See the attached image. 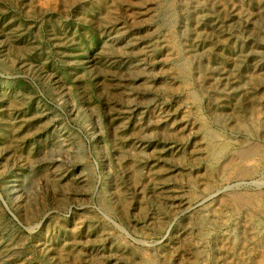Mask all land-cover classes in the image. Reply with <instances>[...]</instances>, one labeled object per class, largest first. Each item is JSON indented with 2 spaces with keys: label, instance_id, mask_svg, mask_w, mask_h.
Returning <instances> with one entry per match:
<instances>
[{
  "label": "rangeland",
  "instance_id": "rangeland-1",
  "mask_svg": "<svg viewBox=\"0 0 264 264\" xmlns=\"http://www.w3.org/2000/svg\"><path fill=\"white\" fill-rule=\"evenodd\" d=\"M263 71L264 0H0V264H264Z\"/></svg>",
  "mask_w": 264,
  "mask_h": 264
},
{
  "label": "bare ground",
  "instance_id": "bare-ground-1",
  "mask_svg": "<svg viewBox=\"0 0 264 264\" xmlns=\"http://www.w3.org/2000/svg\"><path fill=\"white\" fill-rule=\"evenodd\" d=\"M194 4V3H193ZM197 4V3H196ZM164 7V5H163ZM215 16V15H214ZM167 24V23H166ZM170 24V23H169ZM234 28V27H233ZM184 34V33H183ZM120 38V37H119ZM133 43V42H132ZM113 44V43H112ZM183 56V55H182ZM185 56V55H184ZM192 56V55H191ZM195 58V57H194ZM188 59V58H187ZM181 60V59H180ZM183 60V59H182ZM180 64V63H179ZM185 64V63H184ZM188 64L189 62L187 63V66H184L182 68V71L185 73V75H188L189 74V67H188ZM180 68V67H179ZM182 72V73H183ZM264 72V71H263ZM87 73V72H86ZM192 73V72H191ZM262 75V73H256L253 75V77L250 79V81H254L255 79H258L260 76ZM176 78V77H175ZM191 81V80H190ZM191 85V84H190ZM186 90V89H185ZM199 92V91H198ZM231 93V92H230ZM127 97V96H126ZM238 98V97H237ZM209 107V106H208ZM196 109V108H195ZM176 123V122H175ZM201 126V125H200ZM239 126V125H238ZM256 126V125H255ZM259 127H264V125H261V124H258ZM246 127V125H245ZM139 128V127H138ZM243 128V127H242ZM247 128V127H246ZM252 129V128H251ZM208 131V130H207ZM208 137H209V140H208V148H209V151L212 155V157L214 158H217L219 157V155H223L224 154V146H218L214 140H213V137H212V134L209 133L207 134ZM215 136V135H214ZM219 142V141H218ZM220 145V144H219ZM225 145V144H224ZM243 147V146H242ZM241 149V148H240ZM190 150V149H189ZM234 150V149H233ZM252 151V150H251ZM223 152V153H222ZM246 152H249L248 150H239V151H235L233 153H231L230 155H228L226 158L223 159V164L221 165V168L224 169L226 168L229 164H232V162L235 161V159H237L238 157H241L243 155H245ZM191 153V152H190ZM143 154V153H142ZM219 159V158H218ZM210 162V161H209ZM221 162V161H220ZM229 168V167H228ZM206 169V168H205ZM68 170V169H67ZM207 171V170H206ZM185 172V171H184ZM218 172V171H217ZM167 176V175H166ZM69 180V179H68ZM13 184V183H12ZM206 184V183H205ZM203 190V189H202ZM224 196V195H223ZM233 194H229L225 197V200L226 199H229L230 197L231 198H234L236 200L239 201V204L242 206L244 204H249V198H252V195H249V196H243V195H234L233 197ZM254 196V195H253ZM176 198V197H175ZM140 200V199H139ZM166 201V200H165ZM176 203V202H175ZM164 204V203H163ZM253 204V203H252ZM160 205V204H158ZM182 205V204H181ZM191 205V204H190ZM169 207V206H168ZM176 208V207H175ZM180 208V207H179ZM217 218V217H216ZM220 218V217H219ZM225 221V219H224ZM231 222V220H230ZM135 223V222H134ZM191 223V222H190ZM240 225V224H239ZM219 227V226H218ZM212 229V228H211ZM224 229V228H223ZM228 229V228H227ZM214 230V229H213ZM247 230V229H246ZM216 232V231H215ZM214 232V233H215ZM233 232V231H232ZM234 236V235H233ZM197 237V236H196ZM231 237V236H230ZM203 240V239H202ZM264 241V240H263ZM252 242V241H251ZM250 242V243H251ZM254 242V241H253ZM263 243V242H262ZM253 244V243H252ZM262 246V245H261ZM93 247V246H92ZM199 247V246H198ZM264 248V247H263ZM124 250V249H123ZM222 252V251H221ZM264 252V251H263ZM241 253V252H240ZM92 254V253H91ZM202 254V253H201ZM244 254V253H243ZM204 257V256H203ZM202 257V258H203ZM254 257V256H253ZM233 259V258H232ZM257 262V261H256ZM258 263V262H257ZM198 264V263H197Z\"/></svg>",
  "mask_w": 264,
  "mask_h": 264
}]
</instances>
